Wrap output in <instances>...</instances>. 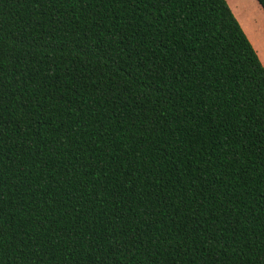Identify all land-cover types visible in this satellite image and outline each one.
<instances>
[{
  "label": "trees",
  "instance_id": "trees-1",
  "mask_svg": "<svg viewBox=\"0 0 264 264\" xmlns=\"http://www.w3.org/2000/svg\"><path fill=\"white\" fill-rule=\"evenodd\" d=\"M0 264H264V65L226 0H0Z\"/></svg>",
  "mask_w": 264,
  "mask_h": 264
},
{
  "label": "rangeland",
  "instance_id": "rangeland-1",
  "mask_svg": "<svg viewBox=\"0 0 264 264\" xmlns=\"http://www.w3.org/2000/svg\"><path fill=\"white\" fill-rule=\"evenodd\" d=\"M237 20L250 34L255 50L264 62V12L257 0H226ZM264 65V63H263Z\"/></svg>",
  "mask_w": 264,
  "mask_h": 264
},
{
  "label": "crops",
  "instance_id": "crops-1",
  "mask_svg": "<svg viewBox=\"0 0 264 264\" xmlns=\"http://www.w3.org/2000/svg\"><path fill=\"white\" fill-rule=\"evenodd\" d=\"M260 5V4H259ZM262 8V7H261ZM263 12H264V10H263ZM236 17V16H235ZM240 23V25H241V27L243 28V30H244V32L246 31L245 30V28H244V26L241 24V22H239ZM245 34L247 35V37H248V39L250 40V42H251V44L253 45V47H254V49L256 48L255 47V45H254V41L252 40V37L250 36V34H248L247 32H245ZM256 52H257V50H256ZM261 58V57H260ZM264 63V62H263ZM262 63V64H263Z\"/></svg>",
  "mask_w": 264,
  "mask_h": 264
}]
</instances>
